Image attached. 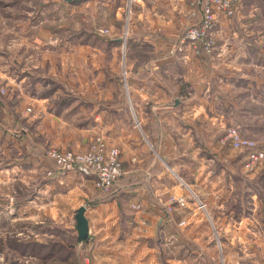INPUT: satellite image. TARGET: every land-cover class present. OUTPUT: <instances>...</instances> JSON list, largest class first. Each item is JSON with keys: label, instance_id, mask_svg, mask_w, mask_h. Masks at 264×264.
Listing matches in <instances>:
<instances>
[{"label": "rangeland", "instance_id": "374dc122", "mask_svg": "<svg viewBox=\"0 0 264 264\" xmlns=\"http://www.w3.org/2000/svg\"><path fill=\"white\" fill-rule=\"evenodd\" d=\"M78 1L0 0V264H264V154L250 161L251 151L264 153V110L259 105L264 99V64L255 50L252 66L243 73L256 81L228 82L224 77L235 69L227 64V51L218 50L223 39L217 27L236 16L240 0L232 15L212 9V28L182 46L189 30L203 23L207 8L199 0H147L140 9L134 0ZM146 9L159 13L161 23L164 16L171 22L172 47L167 55L184 61L188 72L201 78L195 84L177 79L185 73L179 63L168 71L167 84L175 82L191 92L180 99L187 109L175 111L181 117L179 130L189 133L187 144L177 134L183 140L177 147L187 155L174 160L177 167H166V175L156 181L133 157L147 174L128 184L143 185L157 206L155 211L144 201L143 211L137 212L146 225L140 227L139 221L134 228L121 225V213L127 218L133 211L128 203L120 209L91 206L95 197L103 200L117 194L129 173L123 149L109 140L106 125L84 129L88 117L83 112L73 115L75 110H46L45 105L33 110L36 100L22 96L25 90L38 95L56 90L63 100L69 92L106 89L108 95L117 93L130 104L136 65L158 56L151 54L147 43H137L132 29V15ZM259 20L251 28L264 31V21ZM39 29L46 34L38 36ZM241 54L238 50L228 63ZM199 59L204 61L201 67L194 65ZM211 59L221 68L220 75L216 73L219 88L204 66ZM148 69L155 76L164 73L151 66L146 73ZM35 78L44 79L38 89ZM197 88L207 91L199 95L205 105L196 98ZM222 96L230 97L236 108L224 110L229 106L228 99H219ZM244 105L252 110H242ZM126 111L143 133L132 107ZM84 133L90 141L82 150L73 142L82 141ZM102 137L119 150L124 169L110 191L93 177L64 169L50 155L52 150L89 153ZM150 149L154 152V146ZM87 178L92 179L90 189ZM81 206L87 208L91 236H98L97 241L78 240L75 214ZM105 250L114 253L104 257Z\"/></svg>", "mask_w": 264, "mask_h": 264}, {"label": "crops", "instance_id": "0c3cea01", "mask_svg": "<svg viewBox=\"0 0 264 264\" xmlns=\"http://www.w3.org/2000/svg\"><path fill=\"white\" fill-rule=\"evenodd\" d=\"M134 1L138 3L137 5L139 9L144 7L147 2V0ZM148 1L150 2V0ZM160 1L161 0H154V2ZM263 3L264 0H240V10L236 16L232 17L231 20H227L225 22L222 21L217 27V34L223 39V42L219 41L218 50L222 49L224 52L227 51V64L229 67H233L232 69L236 70H228L227 77L223 76L228 82H233L236 84L239 82H244L245 84H250L253 81H256L253 79L252 74L243 73L246 69V66H252L253 60L251 55L252 52H255V50H257L256 52H258L259 57H261L259 63L264 64V61H262V58L264 59V31H255L254 28H251L253 27V22L259 20L258 18H261L260 20L264 21V6H262ZM136 10H138V8ZM158 14L159 13H153V11L151 12L149 9H146L143 11H136L134 16L132 15V29L134 31L135 37L137 38V43L140 41H142L141 43L143 44L147 43L152 49L151 54L152 52H157L158 56H153L152 59L146 61V65L142 66L136 65L133 62V64L136 65V68L133 75H131L132 91L129 93L131 96L130 104H128V102L126 104L123 97L121 95H117V93L111 94L112 96L108 95L105 92L106 89L95 91L93 89L87 88L88 91L85 90L84 92H80V90L79 92H69L71 94L66 96L67 99L63 100L58 99L59 95L61 94L56 90H52L53 92L49 91L44 95H38L37 91H32V93L25 90V93H23L24 96H22L28 97L31 95L33 99L36 100V102L33 104V110H41V107L43 108L45 105L46 110H75L72 113L73 115L76 113V110L78 112H83V115L88 117V120L84 122V129H89V127L97 123L99 126L103 124L106 125L105 128L108 133L109 140H112L115 144L119 145L123 149V159L125 162L124 165L128 169L129 173L123 178V182L126 183H123L122 186H120L117 194H114L112 197L105 198L103 200L95 197V201L91 203V206L104 207L103 205H105V207L111 206V208H114V205H117V207L120 209V205L123 203L124 205L125 203H128V208L133 211L127 215V218H125L121 213V225L125 226L127 223H129L130 225H133L134 228H136V223L138 224L139 221L142 222L140 227L146 225V222L142 221L140 215L138 214L139 211H143L141 207H143V203H145L144 201L147 200L149 202L148 205H150L153 210H157L156 204L152 200H149V193L144 187H142L143 185H140L141 188L137 186L134 188L133 186L129 185L135 183V180L137 179H144V175L147 173H145V170H141L140 167L144 169L145 165L148 168L147 170L148 173H150V177H153L152 179L154 181L160 180L164 173L166 175L167 169H170L171 167H177V164L173 162L174 160L183 158V156L187 155L177 147V142L180 143V141H183L179 138V136L177 138V134L185 137L186 142L185 139L184 142L187 144V135L189 133L187 134L179 130L181 127L178 124L181 120V117L177 118L176 116L178 115H176L175 111L187 109L188 105L185 104V101L182 102L180 99L187 98L185 96H188V94L191 92L186 91L185 88L183 89V87L176 85L175 82L173 85L167 84L166 78L171 77L168 76V71H170L173 64L179 63L184 66L185 73L183 74L184 77L183 75L179 77L177 76V79H182L185 81V83L195 84L198 79L201 78L198 75H191L186 68L188 65H185L184 61H180L176 58L174 59L171 57V55H169L170 57L167 55L168 51L172 47V43L170 41L171 37L168 35V32L171 30V22H166V17L164 16L163 23H161V21L158 20ZM44 34H46L45 29H39L38 36H43ZM233 38L235 41L232 40ZM261 42L263 43L261 44ZM256 43L258 45H256ZM143 44L141 45L143 46ZM84 49L88 50L87 47H84ZM238 50L242 51L240 58L242 60L235 59L230 62L231 64H229V57L234 55ZM161 51H164V53ZM246 53H248V55ZM218 55H220V53ZM197 61L198 62H195L194 64L195 66H203L204 61L202 59ZM148 66L154 68L157 67L159 68L158 71L162 70L164 73L160 74L157 72V76H155L150 73L151 69H148L147 72H149L146 73L145 70L148 68ZM191 66H193L192 63L190 64V67ZM204 66L209 70V78H214L216 88H219L216 79V73L218 72V75H220L221 68L217 67L213 63L212 59L210 63L205 61ZM142 67H145L146 69L142 70ZM25 77H27V74L22 75L21 80L23 79L24 81V79H26ZM43 81V78L34 79L33 82H37V86H35L37 87L36 89L39 88V82ZM73 86L76 87V85ZM105 86H107V84ZM196 92V98L199 99V101L201 100V104H204V100L200 96L207 91L197 88ZM229 98L230 97L224 96L219 97L222 102L228 99L227 105L229 107L223 106V108H225L224 110H233L236 108V103H234L233 100ZM249 103H251L250 100ZM22 104L23 101H21V106ZM259 105H261V110H264V99L259 101ZM131 107L141 122L143 133H141V130L136 127V123L132 122L130 117L128 118V113H126V110H131ZM242 110H252V106L250 107L244 105ZM182 122L186 124L184 120H182ZM195 129V131H197V126H195ZM55 130L56 128H53V131ZM189 130L191 129L189 128ZM89 136L90 135L88 133H84V138L82 141L73 142L75 144H79L76 148H81L82 150L86 149L90 141ZM193 142L195 143L194 146L197 148L196 142ZM151 145L152 147L154 146V152L150 149ZM131 152L132 156L130 155ZM155 154L158 157H156ZM135 156H137L139 159L138 162H141V164L143 162L144 165H140L138 162L133 161V157L135 158ZM161 163L164 164V166H162ZM90 180L92 181L91 178L84 179L85 182H88L91 185ZM147 185L149 186V183H147ZM91 187L92 185L88 188L90 189ZM145 191L147 192L146 194H144ZM136 204L139 206L132 208V206H135ZM135 211L138 212L136 213ZM149 216V214H144L143 218L150 220L151 218ZM86 217L89 221V238L90 240L97 241L98 238L96 237L98 236H91L93 229L91 227L90 216L86 214ZM103 253L104 257H111L112 253L114 252L111 251L110 253H106L105 250Z\"/></svg>", "mask_w": 264, "mask_h": 264}, {"label": "built area", "instance_id": "2783aa9c", "mask_svg": "<svg viewBox=\"0 0 264 264\" xmlns=\"http://www.w3.org/2000/svg\"><path fill=\"white\" fill-rule=\"evenodd\" d=\"M199 3H205L207 8L206 14L203 17V23L195 27V29L189 30L188 35L181 41V46L183 44L186 45V40L201 39L202 34L212 28V9L213 12L215 9L223 10L228 15H232L236 11V0H199ZM103 140L104 137L94 141L93 149L86 154L52 150L50 155L64 169L75 170L86 176L93 177L106 191H110L117 180L116 178L124 173V169L120 160L119 150L109 147ZM263 154L262 151H251L250 161L253 159L258 161Z\"/></svg>", "mask_w": 264, "mask_h": 264}, {"label": "water", "instance_id": "95a60500", "mask_svg": "<svg viewBox=\"0 0 264 264\" xmlns=\"http://www.w3.org/2000/svg\"><path fill=\"white\" fill-rule=\"evenodd\" d=\"M69 2H76L78 0H66ZM86 206H81L76 210L75 220H76V229L78 231V240L83 242L87 241L90 236L89 221L86 217Z\"/></svg>", "mask_w": 264, "mask_h": 264}, {"label": "trees", "instance_id": "16d2710c", "mask_svg": "<svg viewBox=\"0 0 264 264\" xmlns=\"http://www.w3.org/2000/svg\"><path fill=\"white\" fill-rule=\"evenodd\" d=\"M83 242H85V241H83Z\"/></svg>", "mask_w": 264, "mask_h": 264}]
</instances>
